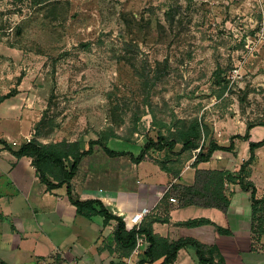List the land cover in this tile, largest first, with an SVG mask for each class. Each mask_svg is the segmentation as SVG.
Instances as JSON below:
<instances>
[{
	"label": "rangeland",
	"instance_id": "374dc122",
	"mask_svg": "<svg viewBox=\"0 0 264 264\" xmlns=\"http://www.w3.org/2000/svg\"><path fill=\"white\" fill-rule=\"evenodd\" d=\"M19 84L13 102L37 113L41 143L143 152L161 133L144 159L158 164L199 125L194 154L228 149L264 124V0H0V99Z\"/></svg>",
	"mask_w": 264,
	"mask_h": 264
},
{
	"label": "crops",
	"instance_id": "0c3cea01",
	"mask_svg": "<svg viewBox=\"0 0 264 264\" xmlns=\"http://www.w3.org/2000/svg\"><path fill=\"white\" fill-rule=\"evenodd\" d=\"M23 94L19 84L17 91L0 99V264H125L127 251L115 239L116 220L107 221L99 213L90 217L80 215L69 200L67 185L49 190L41 182L33 158L17 157L6 149L9 146L18 151L30 142L40 122L32 107L25 109L21 103L13 102ZM246 133L251 141L260 142L264 139V126L256 125L247 132L244 128L238 135ZM99 140L95 137L87 142L84 139L68 142H78L86 151L90 149V142ZM118 142L113 138L106 142L107 148L117 153L115 156L97 144L93 152L82 159L71 181L74 200H94L95 210L99 212L102 204L110 215L121 218L136 213L144 214L143 222L156 218L152 228L159 242L153 264L164 262L167 247L190 239L216 246L225 264H264V236L255 242L252 232L250 193L228 180V174L234 175L249 159L248 141L234 140L235 158L219 150L209 162L197 166L194 152L185 156L182 150H174L176 157L170 160L183 161L181 166L174 165L182 168L178 177L162 170L157 163L135 162L142 154V145ZM136 147L140 148V153L136 152ZM178 154L182 155L178 157ZM263 155L264 147L257 151L249 178L257 188L258 198L264 194V175L260 170ZM145 165L153 169L152 172L145 169ZM197 170L226 174L221 176L225 191L230 193L226 212L180 204L174 194L181 187L193 186ZM52 171L59 174L56 169ZM48 178L56 183L53 176ZM171 198L177 202L173 203ZM171 264L201 263L196 250L188 246L178 252Z\"/></svg>",
	"mask_w": 264,
	"mask_h": 264
},
{
	"label": "trees",
	"instance_id": "16d2710c",
	"mask_svg": "<svg viewBox=\"0 0 264 264\" xmlns=\"http://www.w3.org/2000/svg\"><path fill=\"white\" fill-rule=\"evenodd\" d=\"M259 124H251L248 129L255 127ZM263 125L264 124H260ZM42 126V121L39 122L37 126V131L35 137L28 143L23 144L18 151H13L9 146L6 149L13 152L17 157H31L35 160V167L37 169L39 178L42 183H44L49 190L57 189L63 185H67L68 197L72 204L77 207V211L80 215L90 217L96 213L102 214L107 221L113 219L117 221V226L115 229V239L119 246L127 251V256L132 252L136 244V232L127 231L125 227V222L121 217L110 215L106 209L101 204L102 209L98 212L95 210L94 205L96 201H77L72 198V185L71 181L79 170L80 163L82 159L93 152L94 145L100 144L105 152L115 156L117 153L112 152L106 146L107 139L104 141L99 140L96 142H90V149L83 151L80 148L78 142L70 143L66 140L52 143V144H42L38 139L44 137L45 135L41 132L40 128ZM200 126L197 125L194 129L189 128L181 133L182 138V153H192L194 150L199 148L196 142V138L200 134ZM191 132L195 135L191 136ZM241 139L249 142V159L244 162L239 171L232 175L228 174V180L238 183L240 188L250 193L251 206L253 211V227L252 232L255 242H259V239L264 236V194L261 198L257 197V188L255 185L249 181L252 166L257 160V151L264 147V139L260 142H253L250 140L249 133L244 136L236 135L231 138L230 147L227 149L223 146L218 145L216 142L211 141L207 150H204V146L200 148V151L195 154L194 165L197 166L198 163L209 162L216 151H228L234 147V140ZM165 138L159 133L158 140H149L142 154L135 159V162H141L145 159L147 153L151 149L161 151L165 148L164 146ZM175 143L173 142L172 145ZM182 154H178L180 157ZM171 163L172 166H169ZM178 163L179 166L183 164V161L178 158L176 161L167 160L158 162V165L162 170L171 173L174 177H178L181 173V167L174 165ZM58 170L59 174L54 173L52 170ZM53 176L56 183L49 180L48 176ZM226 175L223 172L212 171V170H197L195 174V182L193 186L181 187L177 189L174 194L176 198L180 200V204L183 206H199L205 208H218L224 212L227 211L230 204V193H227L224 189V182L221 176ZM156 221V218H151L150 221L143 222L141 229L139 231L140 235L145 237L150 243V247L146 253V256L140 261L139 264H153L155 260V251L159 239L153 232L152 225ZM200 222V221H199ZM195 223V222H191ZM198 223V222H196ZM191 246L196 250L199 262L201 264H225L224 258L219 253L216 246H207L202 244L197 240H184L179 241L171 247L166 248V258L164 262L160 264H171L177 258L178 252L185 248Z\"/></svg>",
	"mask_w": 264,
	"mask_h": 264
},
{
	"label": "built area",
	"instance_id": "2783aa9c",
	"mask_svg": "<svg viewBox=\"0 0 264 264\" xmlns=\"http://www.w3.org/2000/svg\"><path fill=\"white\" fill-rule=\"evenodd\" d=\"M171 201L173 203L177 202L175 198H171ZM122 219L125 222L127 231L136 232V244L130 255L126 258L125 264H139L140 261L146 256L148 248L150 247V243L147 241V239L139 233L143 223L144 214L136 213L130 217L124 216Z\"/></svg>",
	"mask_w": 264,
	"mask_h": 264
}]
</instances>
